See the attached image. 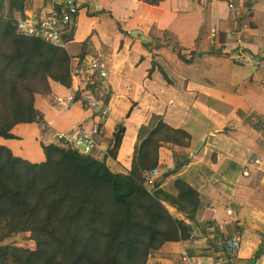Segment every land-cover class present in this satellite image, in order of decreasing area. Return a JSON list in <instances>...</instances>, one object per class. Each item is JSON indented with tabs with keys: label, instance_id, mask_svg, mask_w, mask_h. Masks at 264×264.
Returning a JSON list of instances; mask_svg holds the SVG:
<instances>
[{
	"label": "trees",
	"instance_id": "1",
	"mask_svg": "<svg viewBox=\"0 0 264 264\" xmlns=\"http://www.w3.org/2000/svg\"><path fill=\"white\" fill-rule=\"evenodd\" d=\"M137 1L159 7L166 0ZM33 2L0 0V139L5 141H21L13 132L20 125L44 129L47 122L36 108L37 99L50 104L54 85L63 90L73 85L70 72L75 53L70 47L58 48L40 37L18 31V16L26 19ZM81 9H86L92 19L109 15L116 24L121 46L125 38L136 41L110 11L92 12L89 6H80ZM77 18L66 30L65 39L70 45L78 32ZM153 38L151 43L142 42L153 56L170 48L186 65H193L198 59L197 52H188L169 30L162 32V37ZM89 42L90 38L82 43L78 56L81 62L92 55ZM155 71L161 73L167 84H173L154 56L149 79ZM80 82L76 100L88 107L82 95L99 86H84L83 77ZM98 97L107 104L111 99L103 90ZM55 99L56 96L52 106ZM248 118L250 123L264 124V117L256 113ZM125 134L126 129L119 126L112 145L102 156L64 150L40 140L44 154L40 163L21 158L9 147L0 145V264H149L153 252L161 251L168 243H187L193 236H206L213 252L224 249L210 240L214 233L219 235L211 216L203 219L200 196L209 182L198 173L194 184L191 179L173 182L176 194L168 202L182 219L169 213L144 184L143 174L159 166L162 149L191 148L188 131L171 127L163 117L154 115L138 131L131 169L115 173L108 161H117ZM190 165V158L178 163L162 175L157 187L182 174ZM17 235L27 236L35 248L7 243Z\"/></svg>",
	"mask_w": 264,
	"mask_h": 264
},
{
	"label": "crops",
	"instance_id": "2",
	"mask_svg": "<svg viewBox=\"0 0 264 264\" xmlns=\"http://www.w3.org/2000/svg\"><path fill=\"white\" fill-rule=\"evenodd\" d=\"M102 1L85 0L82 6L86 8L89 6L92 12L110 11L118 19L119 17L114 14V5L102 4ZM49 7L48 0H34L32 11L30 9L24 20L43 16ZM138 8L140 17L136 11H131L127 6L126 9L133 15L122 9L125 11L123 14L125 23H120L126 27V31L134 39H139L138 42L134 41L137 43L133 46L132 52L143 61L139 60V66H131V69L133 67L137 69L140 66L144 69L142 89L145 85L147 96H151L154 101V109H152L153 112L140 114L133 119V122L131 116L135 108L131 103L129 104V107L132 105L131 110L122 117V120L127 117L124 123H121L122 120L113 122L111 119L114 112L115 94L118 90L117 84L115 86L113 82L114 79L116 83L122 82L124 75L121 71L125 70V67L121 69V64L118 66L119 62L113 54L114 50L107 49V45L101 46L102 44L97 39L105 40V38L98 27L96 30L100 33V37H97L95 32L92 33L93 36L89 33L83 36L88 25L94 26L97 20L105 19L104 17H109V15L89 20L86 9H81L77 16L78 38L75 37L73 45L79 47L74 52V56L78 57L81 54L82 43L91 36L89 46L92 55L89 57H103L113 66L108 82L104 84L105 90H103L106 94H109V89L112 90L110 102L113 106L105 125V136L107 126L110 127L112 140L119 126L126 129V134L117 161L109 160L108 165L115 173H126L131 169L133 153L138 141V131L142 126L147 125L154 115L163 117L171 127L185 129L191 135L193 146L199 144V148L202 146L204 148L195 157V162L189 166L185 174L183 173L184 176L182 178L178 176L173 180L191 179L194 184L200 175L209 182L208 186L201 191L200 196L203 211H205L203 219L206 220L207 216H211L215 221L217 229H214L218 235L229 234L235 226L229 227L225 224L231 221L235 224L239 223L238 230H234L241 236L236 255L239 250L238 257L244 263H240L235 255L238 264H247L252 258L249 264H264V256L258 249L261 236L264 234V124L250 123L248 118L253 113L264 117V0H238L235 14L229 11L226 0H166L159 7H150L140 3ZM19 19L22 18L18 16ZM108 19L114 25V21ZM197 19L202 23H197ZM214 25L216 34H213ZM255 25L257 27L254 28ZM79 30L83 31L81 35ZM165 30L177 35L188 52L194 51L198 54V59L193 65L184 64L176 55L182 65L190 66H181L183 71L181 69L179 73L170 70L172 66L168 58L174 56L167 49H165L167 51H163V48L155 52L156 62L165 69L173 82L171 85L167 84L159 71H155L149 79L154 56L142 46V42L147 40L140 38L143 36L142 33L150 38L151 31L155 33L156 38H160ZM133 31H139L137 33L141 36L134 37L135 32ZM237 33L245 39L244 49L249 56L251 66L247 64L243 67L227 63L226 59L219 57L220 53L229 54L231 50L232 52L236 50ZM117 35H119L118 30ZM119 36L115 37V42L120 41L121 45ZM198 38H200L199 41ZM212 39L216 41L214 48ZM73 45H70L72 52ZM224 49L228 51L223 52ZM259 60L261 66L254 68L253 63ZM113 61L117 63V68ZM154 85L156 89L152 88ZM35 105L38 111L45 115L47 126L41 129L38 125H20L13 132L21 138V141L0 139V145L7 146L15 155L36 163L44 160L40 140L49 144L52 135L57 132H67L81 124L90 127L93 120H96L97 113L90 111L81 100L69 111L63 113L56 110L63 111L56 104L50 106L47 101L41 99H37ZM60 116L67 118L66 125L68 126L62 130L57 127L58 124L60 125ZM127 122L135 128V133L131 136L125 126ZM29 138H34L35 143L32 144ZM111 141L106 136V150L112 145ZM166 152L169 151L161 150L162 162ZM230 204L236 205L233 210H230L232 211L231 214L229 213L231 217L228 216L230 211L226 209ZM208 206H214L216 212L212 213L207 208ZM174 216L177 218L176 214ZM215 236L214 233L212 237ZM187 247L188 245L184 242L168 243L161 251L151 254L149 264H184L180 261V255Z\"/></svg>",
	"mask_w": 264,
	"mask_h": 264
},
{
	"label": "built area",
	"instance_id": "3",
	"mask_svg": "<svg viewBox=\"0 0 264 264\" xmlns=\"http://www.w3.org/2000/svg\"><path fill=\"white\" fill-rule=\"evenodd\" d=\"M48 1L50 7L43 16L27 21L19 19L18 31L24 35L40 37L53 46L69 50L70 43L65 39L66 30L71 27L74 17L78 16L79 7L84 4L85 0ZM226 2L228 3L229 11L235 14L238 0H226ZM213 30V34H216L215 25ZM244 62H247V60H244ZM112 70L113 66L103 57H90L85 62H81L79 57L73 56L70 72L73 85L71 89L64 90L62 94H58L55 103L66 112L75 106L78 102L76 97L80 90V79L83 77L86 81L84 86H93L95 84L99 86L94 91L88 89L82 95V98L88 104L89 110L97 113L95 116L96 120H93L90 127L81 124L70 131L57 132L52 135L50 145L64 150H76L84 155L97 153V155L101 156L106 151L105 125L112 113L113 106L111 102L107 104L98 95H100L101 90H105L104 84H107ZM143 180L150 194L154 195L158 190L157 184L160 181L158 169L145 172ZM227 208L230 211L234 209V206L228 205ZM240 241V238L227 241L223 245L224 250L213 252L206 239L194 237L188 243V248L180 255V261L184 264H238L234 256ZM262 255L264 256V249Z\"/></svg>",
	"mask_w": 264,
	"mask_h": 264
},
{
	"label": "rangeland",
	"instance_id": "4",
	"mask_svg": "<svg viewBox=\"0 0 264 264\" xmlns=\"http://www.w3.org/2000/svg\"><path fill=\"white\" fill-rule=\"evenodd\" d=\"M122 3H124L131 11H136L138 16L140 17V11H139V8H138L140 2H138L137 0H103L102 1V4H107V5H111L112 4V5H114V11H115L114 14L117 17H119L118 21L125 23L124 20H123V14H125V11L126 12H130V13H131V11L127 10L126 6H124ZM122 9L125 10V11H122ZM31 11H32V9H31ZM33 12H34V10H33ZM121 14H122V16H121ZM131 14L133 15V13H131ZM107 17H104L105 19H102V20H99V21L97 20V24L94 25V26L93 25L92 26L88 25V29H86V30L84 29L85 30V32H84L85 34H83V36L86 35L87 33L92 35V33L95 32L94 34L97 35V37H100V33H101V35L105 38V40H102L101 38H99V39L96 38V39L99 41V43L102 44L101 46L107 45L106 46L107 49H109L110 51L114 50L113 54L116 57L117 62H119L118 66H119V64H121V67H120L121 69L123 67H125V70L121 71V73H123V75H124L123 76V80L121 79L122 85H121V83H116L115 79H114V82H113V85L116 86V84H117L118 90L116 91V94H115V102L113 103L114 112H113V114L111 116V119L113 120V122L122 120V117L125 114H128V111L131 110V107L133 105V107L135 108V110H134V112L132 113V116H131L132 117V122H133V119L137 118L140 114L144 115L148 111L149 112L150 111L153 112L152 109H154V101L151 99V96H147L148 92H147V89L145 88V85H144V88L142 89V83L144 82L143 81L144 69L142 68V66H140L137 69L135 67H133V69H131V66H139L138 63H139L140 58H138V56L135 55L132 52L133 46L139 41V39L135 38V40H137V42L135 43V42L129 40L128 38H125L123 46L120 45V41L118 43L115 42V40H116L115 37L117 38L119 36V35L116 36V32H117L116 24L114 22V25H115L114 26L112 24V22L108 19L109 17L108 18ZM89 20H92V18H90ZM81 23L82 24L84 23L82 17H81ZM197 23H202V22L197 19ZM122 26H123V28L125 30H127L124 25H122ZM97 27L99 28L100 33L96 30ZM249 27H251V26H249ZM255 27H257V26L255 25L254 28ZM82 32L83 31L79 30V34L80 35L82 34ZM133 32H136V31H133ZM137 32H139V31H137ZM238 33H237V37H235L236 46H237L236 50L234 52H232L233 50H231L229 52V54L220 53L221 56H219V57H222L223 59H226L225 62H227V63L230 62L232 64H235V65L237 64V65H241V66L244 67L247 64L250 65V63H249L250 59H249L248 54L246 53V50L244 49L245 48V46H244L245 45V42H244L245 39L243 38L242 35H238ZM77 35H78V32H77ZM77 35H76V37L78 38ZM142 35L147 40V41H144V43H150L151 40L154 39L153 37H156L155 33H152V31L150 32V38H147V36L145 34H143V33H142ZM120 40H121V37H120ZM199 40H200V38H198V41ZM215 42H216L215 39H212V47L213 48L215 47ZM78 47L79 46H77V45L73 46V52H76ZM263 48H264V46H263ZM165 49H167L174 56L173 58H168V61H169V63L172 66V68H170V70L180 73L181 69L183 71V68L181 66L190 67V66L182 65V63L177 59L176 54L173 53L170 48H164L163 51ZM228 49H224L223 52H227ZM167 50H165V51H167ZM244 60H247V62H244ZM113 62L115 64V61H113ZM115 66L117 68V63L115 64ZM260 66H261L260 60L259 61H255L253 63V67L254 68L260 67ZM130 69H131V72H130ZM126 76H130V77H126ZM155 85L152 88L156 89ZM53 90H54V93H53V96H52V100H49L50 106L53 105V101H54L55 96H57L58 94H62L63 93V88L60 87L59 85H54L53 86ZM109 94L110 95L112 94V90H110V89H109ZM148 98H150L151 100H149ZM130 103L132 105L129 107ZM138 106H140V107H138ZM56 110L60 111L62 113L64 112V111H61L59 109H56ZM75 115H78V113H75ZM125 118L127 120V117H125ZM125 118L122 120L121 123L125 122ZM66 119L67 118H63V117H61L59 119L60 125L58 124L57 127L60 130H62V129H64V127L68 126V125H66L67 124L66 123ZM149 123H150V121L147 122V124H149ZM53 125H54V123H53ZM125 126L128 129L129 136H131V135H133L135 133V128L130 122H127ZM133 129H134V131H133ZM110 135H111V130H110V127L107 126V128H106V136L111 141L112 140V136H110ZM28 140L32 144L35 143V141H36L34 138H29ZM46 144H48V143H46ZM32 148H34L33 145H32ZM203 148H204V146L199 148V144L198 145L196 144L195 146H193V144H192V147L190 149H179V148H175V147L174 148H164V149H162L164 151L166 150V151H169V152L164 153L163 162H162L161 154H160V161L159 162L161 164V167H160V164H159V166L157 168H155V169H158V171H159L160 181L162 179V175L165 172H167L168 170L173 169L178 163L185 162L188 158H190L191 164L193 162H195V157H197L200 154V152L202 151ZM197 150H199V151H197ZM211 158L213 159V157H211ZM194 165H195V163H194ZM155 169H153V170H155ZM185 172H183V173L185 174ZM183 173L180 174V175H177V176H175L173 178H176L178 176H181V178H182L184 176ZM173 178H171L164 185L158 187V190L152 196H156L157 198H159L163 202V204L165 205V207L167 208L169 213L171 212L173 215L176 214L178 219H182L181 216L179 214H177V212L175 210V207L171 203L168 202L170 200V198L174 197L173 195L176 194V192L174 191V188H173V182L175 181V180H173ZM158 184H157V186H158ZM230 205H233L234 207H236L235 204H230ZM207 208L210 209L212 213L216 212V209H215L214 206H208ZM226 209L228 210L227 207H226ZM204 213H205V211H202V215H204ZM229 213L231 214V212H228V216L231 217ZM234 216H232V218H234ZM207 218H210V215L207 216ZM237 222H239V221H237ZM225 225L226 226L228 225L229 227L233 226V225H235V226L232 227V231L229 234H220L219 237H217L216 239H213L211 237L210 240H212L213 242L218 241V242H216V244L223 246L224 243L227 242V241H231V240L236 239V238H240L241 239L240 233L237 232V231H234V230H238L239 223L235 224L234 222L232 223V221H231V223H228V224H225ZM263 236H264V234L261 236V240H260V243L258 245V249L262 250L261 254L263 253V249H264L263 248L264 247ZM194 237L195 238H204V239L207 240V243H208V239H207L206 236H202V237L193 236L192 238H194ZM192 238H191V240H192ZM10 242H12V243H14V244H16L18 246H21V247H28V248H31V249L35 248V244L33 242L29 241L27 239V236H24V235H17L13 239L9 240L7 243H10ZM189 242H187L186 244L188 245ZM240 242L238 243V245L240 244ZM208 245L210 246L209 243H208ZM221 251H219V252H221ZM238 254H239V250H238V253L236 255V258L239 259L240 263H244V262H242L240 260V258L238 257ZM251 260H253V258L250 259L249 261H251ZM249 261L247 262V264H249ZM152 264H154V263H152Z\"/></svg>",
	"mask_w": 264,
	"mask_h": 264
},
{
	"label": "water",
	"instance_id": "5",
	"mask_svg": "<svg viewBox=\"0 0 264 264\" xmlns=\"http://www.w3.org/2000/svg\"><path fill=\"white\" fill-rule=\"evenodd\" d=\"M135 33H137V32H135ZM134 37H138V36H141V34L140 33H137L136 35H133ZM142 40H146V38H144L143 36H141L140 37ZM197 151H199V150H197ZM196 151V152H197Z\"/></svg>",
	"mask_w": 264,
	"mask_h": 264
},
{
	"label": "bare ground",
	"instance_id": "6",
	"mask_svg": "<svg viewBox=\"0 0 264 264\" xmlns=\"http://www.w3.org/2000/svg\"><path fill=\"white\" fill-rule=\"evenodd\" d=\"M137 33H134V35H136Z\"/></svg>",
	"mask_w": 264,
	"mask_h": 264
}]
</instances>
